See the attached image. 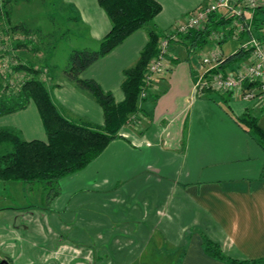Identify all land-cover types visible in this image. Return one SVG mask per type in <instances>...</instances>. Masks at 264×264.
<instances>
[{"label":"crops","instance_id":"obj_1","mask_svg":"<svg viewBox=\"0 0 264 264\" xmlns=\"http://www.w3.org/2000/svg\"><path fill=\"white\" fill-rule=\"evenodd\" d=\"M60 1L73 9L79 22V28L71 30L73 39L96 49L111 28L98 0ZM156 1L161 6L153 18L158 34L207 2ZM245 14L250 34L264 42V6ZM247 37L234 40L227 35L219 42L223 56L234 53ZM147 41L145 28L135 30L80 77L94 79L115 102L122 101L123 72L135 64ZM213 44L209 40L191 52L185 38L172 42L173 67L138 101L134 123L125 125L83 168L60 177L52 198L32 183L0 180V260L264 264V148L240 121L253 117L264 131V101L213 92L197 95L193 86L197 58ZM48 91L67 119L103 125L101 106L63 72ZM0 128L17 130L24 140H47L39 112L32 106L0 115ZM23 207L29 217L40 213L41 260L34 259L38 250L26 237L11 231L16 230L14 222ZM206 241L217 244L223 258L207 252Z\"/></svg>","mask_w":264,"mask_h":264},{"label":"trees","instance_id":"obj_2","mask_svg":"<svg viewBox=\"0 0 264 264\" xmlns=\"http://www.w3.org/2000/svg\"><path fill=\"white\" fill-rule=\"evenodd\" d=\"M98 3L109 17L111 28L98 42L96 49L72 50L68 58V66L63 73L67 80L87 92L101 106L104 116L103 125L80 124L64 117L53 103L45 84L34 76L15 79L12 88L4 82L5 80L3 84L0 82V115L22 109L32 100L37 106L47 136L46 141L24 140L17 130L0 128V146L7 145L8 147L5 150H0V180L24 183L41 181L48 185L53 184L47 191V198H52L57 192L54 188L57 180L83 168L90 160L99 155L107 143L119 135L117 130L126 117L139 110L138 101L141 100L139 91L143 73L149 60L154 57L157 51L160 34L153 27V18L161 6L156 0H98ZM4 14L6 13L4 12ZM228 23L229 20L212 15L204 28L190 31L183 39L187 40L190 49H201L207 42L211 29L225 28ZM0 25L2 27H0V45L6 43L1 39L3 35L16 38L13 45L8 44L7 46L9 53L18 48L38 50L31 39H18L17 36H14L16 32L22 33L24 37L30 36V32L33 30L26 22L11 23L7 21L6 24ZM139 28L147 30L148 41L135 64L124 70V79L121 83L124 99L115 102L110 92H105L94 79L81 78L80 73ZM250 29L244 34L250 36ZM4 51H6L5 47L4 49L0 47L1 55ZM246 54V51L237 48L234 53L223 57L219 68L224 69L223 67L229 63L236 64ZM16 70H24L28 74L38 73L36 69L29 66L11 65V71L15 72ZM240 121L247 126L246 130L264 148V131L257 126L255 118L246 116ZM205 250L213 256L223 258L217 244L206 241ZM257 261L237 262L232 260L231 262L256 264Z\"/></svg>","mask_w":264,"mask_h":264},{"label":"built area","instance_id":"obj_3","mask_svg":"<svg viewBox=\"0 0 264 264\" xmlns=\"http://www.w3.org/2000/svg\"><path fill=\"white\" fill-rule=\"evenodd\" d=\"M262 6L264 0H207L175 22L158 38L156 54L149 60L143 73L139 98H145L154 81L165 76L173 67L169 53L171 43L181 41L190 31L204 28L214 15L229 20V23L225 28L211 29L208 40L214 44L209 51H202L198 55V68L193 75L195 92L199 96L213 92L231 94L243 100L264 101V42L253 35L248 36L238 46L247 52L246 56L228 70L219 68L224 57L220 40L227 35L239 40L251 28L245 13H253Z\"/></svg>","mask_w":264,"mask_h":264},{"label":"rangeland","instance_id":"obj_4","mask_svg":"<svg viewBox=\"0 0 264 264\" xmlns=\"http://www.w3.org/2000/svg\"><path fill=\"white\" fill-rule=\"evenodd\" d=\"M4 12L6 14H4ZM73 16V9L63 4L60 0H0V24H6L7 21L11 23L20 21L26 22L33 30V32H30V36L24 37V35L19 32L14 33V36H17L18 39H31L35 44L34 46L38 47L37 51L18 48L9 53L7 46L8 44L13 45L16 38L13 36L8 37L7 35L1 36V39L5 40L6 43H3L0 47L1 49L5 47L6 51L2 52V55L0 54V82L3 84L5 80L4 82L8 83L12 88L15 79L19 80V78L23 76L26 78L34 76L41 80L47 89L50 88L55 82V77L59 78V74L67 68L71 51L87 46L86 43L76 42V40L73 39L74 33H72L71 30L79 28V22L76 18H73ZM207 42H209V40H207ZM190 51L192 52V49H190ZM11 65L29 66L36 69L38 73L28 74V72L24 70L12 72ZM29 106L37 109V106L32 100H30L24 108ZM137 112L130 113L128 117H126L125 121L117 130L118 134H121L125 125L130 124L132 121L134 123ZM44 141H46V139ZM0 148H2L0 150H5V148L8 147L4 145L0 146ZM32 184L33 187L37 189L47 191L53 186V184H49V187L48 184L45 185V183L41 181H32ZM18 198H21V196ZM19 210H21V212H19L20 215H17L16 222H14L16 223V230L14 231L12 229L11 231L15 235L20 234L19 236L22 235L24 238L26 237L28 239L27 241L31 242L32 246L38 250V252L36 251L34 253V259L41 260L44 257L40 251V244L43 237L40 213L39 216H32L31 214L29 217L27 216L26 208L23 207ZM35 214L38 213L35 212Z\"/></svg>","mask_w":264,"mask_h":264},{"label":"water","instance_id":"obj_5","mask_svg":"<svg viewBox=\"0 0 264 264\" xmlns=\"http://www.w3.org/2000/svg\"><path fill=\"white\" fill-rule=\"evenodd\" d=\"M0 264H7L5 260H0Z\"/></svg>","mask_w":264,"mask_h":264}]
</instances>
